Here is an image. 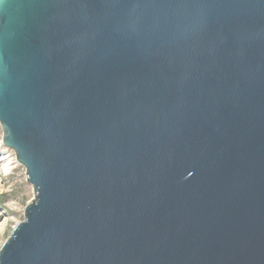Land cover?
Returning a JSON list of instances; mask_svg holds the SVG:
<instances>
[{"label":"water","instance_id":"obj_1","mask_svg":"<svg viewBox=\"0 0 264 264\" xmlns=\"http://www.w3.org/2000/svg\"><path fill=\"white\" fill-rule=\"evenodd\" d=\"M0 124V264H264V0H0Z\"/></svg>","mask_w":264,"mask_h":264},{"label":"rangeland","instance_id":"obj_2","mask_svg":"<svg viewBox=\"0 0 264 264\" xmlns=\"http://www.w3.org/2000/svg\"><path fill=\"white\" fill-rule=\"evenodd\" d=\"M3 155L7 159L3 160ZM33 198L34 190L27 181L26 167L17 160L15 151L3 143L0 124V247L14 226L24 220L25 208Z\"/></svg>","mask_w":264,"mask_h":264},{"label":"bare ground","instance_id":"obj_3","mask_svg":"<svg viewBox=\"0 0 264 264\" xmlns=\"http://www.w3.org/2000/svg\"><path fill=\"white\" fill-rule=\"evenodd\" d=\"M2 159H7V156L6 155H3ZM10 164V163H7V165Z\"/></svg>","mask_w":264,"mask_h":264}]
</instances>
